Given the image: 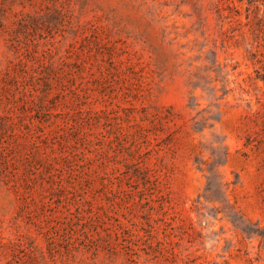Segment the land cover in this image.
Segmentation results:
<instances>
[{"label":"rangeland","instance_id":"374dc122","mask_svg":"<svg viewBox=\"0 0 264 264\" xmlns=\"http://www.w3.org/2000/svg\"><path fill=\"white\" fill-rule=\"evenodd\" d=\"M0 264H264V0H0Z\"/></svg>","mask_w":264,"mask_h":264}]
</instances>
